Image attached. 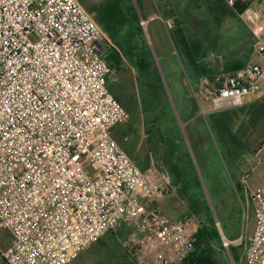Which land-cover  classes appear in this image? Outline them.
I'll return each instance as SVG.
<instances>
[{"label": "built area", "instance_id": "2783aa9c", "mask_svg": "<svg viewBox=\"0 0 264 264\" xmlns=\"http://www.w3.org/2000/svg\"><path fill=\"white\" fill-rule=\"evenodd\" d=\"M101 35L79 0H0L6 264H69L125 224L157 238L162 250L150 264H196L191 218L172 220L155 204L170 193V175L155 163L139 168L113 136L129 113L108 88L118 71L105 60ZM254 35L252 49L264 58V40ZM262 88L264 62L201 76L199 89L214 112ZM250 197L256 216L244 262L264 264V188Z\"/></svg>", "mask_w": 264, "mask_h": 264}, {"label": "rangeland", "instance_id": "374dc122", "mask_svg": "<svg viewBox=\"0 0 264 264\" xmlns=\"http://www.w3.org/2000/svg\"><path fill=\"white\" fill-rule=\"evenodd\" d=\"M112 1L79 0V3L94 19L98 14L97 8ZM115 1L127 22L114 27L116 30L111 43L120 50L122 61L116 73L117 80L109 85L117 91L119 102L129 113L128 120L117 128L126 136L123 139L119 137L117 142L125 148L131 160H137L141 153L153 163L162 160L165 167L177 175L178 181L185 182L188 173L193 176L195 172L208 201L214 198L215 187L223 189L225 180L233 182L237 201L243 205L245 192L264 188V115L257 117L255 114L257 100L264 99V88L244 96L241 105L227 108L235 115L230 128L239 143L222 138L211 124L209 114L212 112L207 111L209 104L203 100L200 89H197L198 79L186 73V70L190 72V67L187 64L185 68L174 29L178 21L185 32H189L187 36L190 40L202 43L201 55L204 53V58L199 59L200 62L206 57H220L219 60L224 62L227 56H220L221 51L217 46L229 43L236 60L262 63L264 58L253 51L252 44L255 40L254 32L264 40V0H251L241 14H221L218 16L220 20L214 19L207 26L203 25L204 12L207 11L203 0ZM91 8H95V11L89 12ZM147 13L162 17L164 21V25L158 20L149 24L148 47L143 44L136 28V21L142 23ZM184 17L187 25L184 24ZM100 41L104 47L107 46L104 35H101ZM238 43L245 48L241 50ZM210 51L214 52L211 54ZM142 58L144 67H141ZM191 89L196 91L198 103L206 111L204 114ZM178 126L183 138L193 148V168L186 161H172L171 143L179 138ZM194 126H202L201 130H204L198 137L195 136L199 138L201 150L193 141L191 129ZM134 144L140 147L139 153ZM129 147L132 148L131 152ZM224 241L227 242V246L224 243L223 246L226 248L228 264H242L247 245L243 248V243H238L237 255L231 242ZM161 250L154 235L145 234L136 229L134 224H125L115 233H106L99 242L86 247L69 264H150Z\"/></svg>", "mask_w": 264, "mask_h": 264}, {"label": "crops", "instance_id": "0c3cea01", "mask_svg": "<svg viewBox=\"0 0 264 264\" xmlns=\"http://www.w3.org/2000/svg\"><path fill=\"white\" fill-rule=\"evenodd\" d=\"M142 20L141 28L146 41H149V24L151 21L158 20L162 25L164 21L162 17H157L152 13H147L144 15ZM170 19V18H169ZM168 18L166 20H169ZM205 64L209 67L208 69L221 72L224 71L226 63H222L220 60H214L211 57H206L204 59ZM200 88V78L197 83ZM184 111V110H183ZM202 126L192 127V135H194V144L199 147L201 144L198 143L199 138H197L202 132ZM130 126L127 128V130ZM116 128L113 129V136L117 140L121 137V134H115ZM133 131V130H132ZM204 131V130H203ZM177 134L178 139L171 143L172 146V161H186V164L193 168L194 164V154L191 143L186 141L182 136L180 127L178 126ZM198 135V136H197ZM126 135H123L122 139ZM197 136V137H195ZM135 145V144H134ZM137 152H140V147L135 145ZM125 151V148H123ZM131 152L132 148L129 147ZM126 152V151H125ZM127 153V152H126ZM138 157L137 160H132L135 164L141 168H146L150 163V158H146L143 153ZM161 159V158H159ZM164 171L168 172L171 178L172 188L169 194L163 198L156 201V206L170 219L176 220L184 216H189L191 218V230L196 232L198 230H206L204 236H210L202 242L198 243L194 248V253L196 255H201L205 253L211 254L217 264H228V258L226 256V248L223 246V240H228L231 242V247L237 252L238 255V243H243V248L248 244L249 239L252 235L255 216H256V205L250 197V193H244L245 198L243 199V205L237 201L236 197V186L233 182L228 180L224 181V188L220 189L218 186L213 189V197L210 198V202L206 197V192L204 191L203 185L200 183V179L194 172L193 176L189 173L186 177V181H178L177 175L171 170L165 167L162 160H157L155 162ZM173 163L170 164V166ZM175 165V164H174ZM245 182V179L243 178ZM249 192V191H247ZM241 200V199H240ZM213 224L217 236L219 238L213 237V234L207 228ZM205 232V231H204ZM12 242V236L10 233L1 227L0 232V264H6L2 257V252L7 248ZM80 254V253H79ZM242 264H245L243 261Z\"/></svg>", "mask_w": 264, "mask_h": 264}, {"label": "trees", "instance_id": "16d2710c", "mask_svg": "<svg viewBox=\"0 0 264 264\" xmlns=\"http://www.w3.org/2000/svg\"><path fill=\"white\" fill-rule=\"evenodd\" d=\"M203 1L205 3V6H206L205 11L207 9V11L204 12L205 24H203L206 26L209 22L211 23V21H214V19L220 20L218 18V16L221 14H223V15L230 14L231 16H236V15L241 14L250 4V2L241 3L239 0H234L231 3V5H226L221 0H203ZM137 2H138V0H137ZM93 10L95 11V8L89 9V12H91ZM97 12H98V14L94 17L93 20L99 26L101 33H102V35H104L105 40L107 42V46L105 47V60L111 66H113L117 71H119L120 66H121V61H122V55L120 53V50L111 43V39L113 38V33H115L114 31L116 30L114 28L115 25H117V24H118L117 26L122 25V24L124 25L127 22V19L124 18L123 11L118 7L115 0L107 3L102 8H97ZM191 16H193L192 13H191ZM185 18L186 17H184V24L187 25V23H185V20H186ZM136 28H137L138 33L142 37L143 44L146 47H148V42L146 41V39L143 35V31H142L141 24H140L139 20L136 21ZM201 29H203L202 31H206L207 27H206V29L205 28H201ZM174 33H175V36L177 37L176 41L180 44V50H182V53H183V58L185 61L184 62L185 68H187V64H188V67H190V72H188L186 70V73L189 75H193L197 79L201 78V76H207L209 78H212L215 75L226 74V73L232 72L235 69L246 64L245 61H239V60L235 59L236 58L235 53H233V49H232L231 44H229V43L225 44L224 43L221 46L218 44L217 48L220 49V51H221L220 56L221 55L227 56L226 60H224V62L222 61V63H226V65L224 67V71H221V72L212 71V70L208 69L209 65L207 66V64H205V62L203 60H202V62H200L201 58L202 57L204 58V56H203L204 53H202V55H201L202 43L200 41H197V40H195V41H193L192 39L190 40L187 36V34L189 32L186 33L185 29L181 25L178 24V21H177V24L175 26ZM247 37H248V35H247ZM212 44H214V42ZM238 45L241 48V50L243 48H245L242 46V44L240 45L238 43ZM216 49H214V51ZM214 51H210V53L212 54V52H214ZM199 55H200V57H199ZM219 59H220V57L214 58V60H219ZM141 63H143L141 65V67H144L145 63H144L143 58L141 59ZM141 63H139V64H141ZM108 88L111 91V93L119 101L117 91H115L113 88H110V85H108ZM255 106H256V111H255L256 116L258 117V116L264 115V99H261V100L258 99L257 104H255ZM230 111H231L230 109H222V110L214 111V112L210 113L209 116H210L212 126L218 131L219 135L222 138H228V140L230 142L232 141L233 143L236 144V143H239L238 139H237L236 135L232 133L231 128H230V125L232 124V122L235 119V115H234V113L232 114V112H230ZM125 122L120 123L115 128L117 129L120 125L124 124ZM118 133H120L121 137H123V134L121 133V131L117 129L115 134H118ZM207 230H210L212 232L213 237L219 238V236H217V234H216V230H215L213 224H210V226L207 228ZM204 231L198 230L195 232L196 242H195L194 248L198 243H200V242L203 243V241L206 239V237L210 238V236H204L205 233L207 232L206 230H204ZM107 233H110V232H107ZM111 233H115V231H111ZM189 260L192 263H196V264H217V262L211 256V254L205 253V254H201V255H196L194 253V250L192 251Z\"/></svg>", "mask_w": 264, "mask_h": 264}]
</instances>
